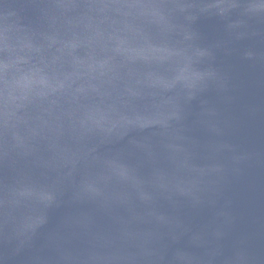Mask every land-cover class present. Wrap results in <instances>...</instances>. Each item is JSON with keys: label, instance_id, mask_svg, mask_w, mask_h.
Wrapping results in <instances>:
<instances>
[{"label": "water", "instance_id": "95a60500", "mask_svg": "<svg viewBox=\"0 0 264 264\" xmlns=\"http://www.w3.org/2000/svg\"><path fill=\"white\" fill-rule=\"evenodd\" d=\"M0 264H264V0H0Z\"/></svg>", "mask_w": 264, "mask_h": 264}]
</instances>
